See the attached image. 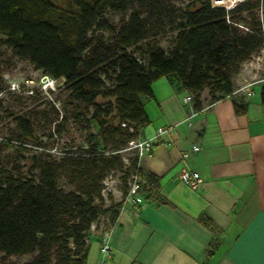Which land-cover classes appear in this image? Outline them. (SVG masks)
<instances>
[{"label": "trees", "instance_id": "16d2710c", "mask_svg": "<svg viewBox=\"0 0 264 264\" xmlns=\"http://www.w3.org/2000/svg\"><path fill=\"white\" fill-rule=\"evenodd\" d=\"M239 2L227 10L211 0H192L185 8L173 0H69L67 8L51 0H0V44L62 80L75 104V122L98 129L94 145L58 159L30 155L23 172L18 160L5 163L4 152L15 142L17 148L43 145L29 115L14 118L18 134L0 141V252L32 255L25 264H87L93 226L106 217L116 221L135 172L154 185L142 192L146 200L169 204L158 179L139 167L130 142L151 122L145 102L154 98L153 84L161 78L192 95L195 110L202 109L206 91L213 102L233 95L242 65L264 50V0ZM109 14L123 17L115 24ZM167 32L174 36L169 51L150 42ZM7 88L0 66V95ZM234 104L238 114L246 112L245 104ZM127 151L133 155L126 158ZM116 172L123 173L124 198L106 206L103 182ZM200 222L216 232L207 217ZM217 247L213 242L208 255Z\"/></svg>", "mask_w": 264, "mask_h": 264}, {"label": "crops", "instance_id": "0c3cea01", "mask_svg": "<svg viewBox=\"0 0 264 264\" xmlns=\"http://www.w3.org/2000/svg\"><path fill=\"white\" fill-rule=\"evenodd\" d=\"M263 84L253 85L251 96L238 91L240 86L215 102L206 91L201 110L184 103L188 93L169 79L153 84L154 98L145 102L151 122L139 139L155 137L161 127L173 130L154 140L139 167L158 179L169 204L144 197L141 204H124L113 224L101 219L92 230L87 264L104 261V235L111 246L105 264H264ZM235 102L246 105L244 114L236 112ZM196 146L200 150L193 151ZM184 152L189 167L201 175L197 189L179 181ZM201 216L216 232L200 222ZM213 242L218 247L209 256Z\"/></svg>", "mask_w": 264, "mask_h": 264}, {"label": "rangeland", "instance_id": "374dc122", "mask_svg": "<svg viewBox=\"0 0 264 264\" xmlns=\"http://www.w3.org/2000/svg\"><path fill=\"white\" fill-rule=\"evenodd\" d=\"M51 1L61 7L67 8L69 6V0ZM243 1L245 0H240L239 3ZM173 2L177 7L185 8L192 3V0H173ZM211 2L213 5L217 3L225 7H229L230 4L234 3V1L229 3L228 0H211ZM194 7H199V4L196 3ZM261 12L262 10H260L262 17ZM122 17L119 14L108 15V18L115 24ZM173 38V33L167 32L157 36L156 39L150 40V42L155 41L166 51H169L173 45ZM133 50L136 56H142L140 50ZM0 66L3 69L5 85L8 87L0 95V141L16 136L19 131L14 118L27 114L35 121L36 138L43 145L39 148L36 144L29 142L25 147L17 148L19 146L15 142L14 147L7 149L3 154L5 163H12L16 159L22 166V171L27 172L31 165L30 155L36 154L44 158L46 153L58 159L67 153V150L74 151L80 147L87 148L94 145L95 140L93 137L97 136L98 129L95 127L86 129L83 122H75L72 116L75 104L69 102V92H67L62 80H56L53 84L47 82L46 76L42 71L35 69L26 61L18 60L1 44ZM263 78L264 50L258 56L253 57L252 60L242 65L234 82L236 87H240ZM108 100L98 98V102ZM58 130L61 131L60 134L57 133ZM17 150L27 157V160L19 159ZM132 155L131 151L124 152L126 158ZM11 167L12 164L9 165V168ZM122 177L123 173L121 172L111 173L103 182L106 206L117 204L124 198ZM126 197L127 195L125 196L124 204H131L126 201ZM104 224H107L106 221H104ZM31 258L32 255L7 256L5 253L0 252V264H25Z\"/></svg>", "mask_w": 264, "mask_h": 264}, {"label": "built area", "instance_id": "2783aa9c", "mask_svg": "<svg viewBox=\"0 0 264 264\" xmlns=\"http://www.w3.org/2000/svg\"><path fill=\"white\" fill-rule=\"evenodd\" d=\"M47 82L53 84L56 80L46 76ZM257 83H264V78L258 81L250 82L246 85L241 86L238 91H244L247 96H251L253 94L252 86ZM193 102L192 95L188 94L185 99L184 103L190 104ZM190 118V117H189ZM187 118V120L189 119ZM191 125V123H189ZM173 127H161L157 130L155 137L150 139H138L136 141L130 142V149H134L137 152L138 157H143L144 155L150 153L153 149V142L155 139L161 138L163 135H167L171 133ZM200 150L199 146L193 148V151ZM189 158V153L184 152L182 155V160L184 161V168L179 174V181L183 184L189 186L192 189H197L202 184V178L198 171L193 170L189 167L187 160ZM130 189L128 191L126 201H129L133 205L141 204L144 201V197L142 192L146 191H153L154 185L150 181H148L143 175L140 173H134L129 181ZM104 193V192H103ZM96 226H93L92 230H95ZM101 254L104 258L101 264H105L106 261L111 256V246L108 242V236L104 235L101 244Z\"/></svg>", "mask_w": 264, "mask_h": 264}, {"label": "water", "instance_id": "95a60500", "mask_svg": "<svg viewBox=\"0 0 264 264\" xmlns=\"http://www.w3.org/2000/svg\"><path fill=\"white\" fill-rule=\"evenodd\" d=\"M236 6H237V5L235 4V5H233V6L229 7V8H225V9H227V10H232V9H234Z\"/></svg>", "mask_w": 264, "mask_h": 264}, {"label": "bare ground", "instance_id": "6f19581e", "mask_svg": "<svg viewBox=\"0 0 264 264\" xmlns=\"http://www.w3.org/2000/svg\"><path fill=\"white\" fill-rule=\"evenodd\" d=\"M229 1V3H231L232 1H234V2H236V1H238V0H228ZM233 4V3H232ZM231 5V4H230Z\"/></svg>", "mask_w": 264, "mask_h": 264}]
</instances>
